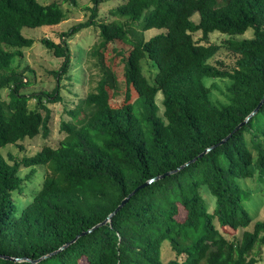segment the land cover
Returning <instances> with one entry per match:
<instances>
[{
	"label": "trees",
	"instance_id": "obj_1",
	"mask_svg": "<svg viewBox=\"0 0 264 264\" xmlns=\"http://www.w3.org/2000/svg\"><path fill=\"white\" fill-rule=\"evenodd\" d=\"M103 1L93 0L90 19L63 33L61 43L42 40L64 61L52 72L53 92L29 95L22 92L28 78L12 68L35 42L22 29L57 26L66 14L54 2L0 0V148L49 137V104L61 101L60 82L72 63L68 40L88 27L100 30L93 54L102 74L95 91L68 111L71 121L63 123L66 136L57 148L44 146L22 159L0 151V255L38 260L57 251L104 222L139 186L218 145L264 98V0H125L110 15L127 20L96 24ZM154 29L159 33L143 36ZM249 30L251 38H236ZM214 33L229 38L211 43ZM112 44L124 47L113 50L124 64L119 106L111 95L119 85L116 65L103 52ZM208 79L229 81L224 101L212 98ZM4 89L8 100L1 98ZM36 167L46 169L43 184L28 191L25 181ZM22 169L31 172L22 177ZM256 174L264 192V104L226 143L149 184L109 224L38 264H257L264 221L248 230L254 219L239 183ZM202 189L215 199L212 213ZM0 264L32 263L0 258Z\"/></svg>",
	"mask_w": 264,
	"mask_h": 264
},
{
	"label": "rangeland",
	"instance_id": "obj_2",
	"mask_svg": "<svg viewBox=\"0 0 264 264\" xmlns=\"http://www.w3.org/2000/svg\"><path fill=\"white\" fill-rule=\"evenodd\" d=\"M42 5H48L50 3H58L61 9L66 14L65 19L57 26H43L41 28H24L22 29V34L26 38L33 39L34 44L27 48L22 49L23 55L17 56L12 61V68L18 73H23L26 83H30L29 86L25 87L22 92L29 95L33 93L41 92H53L57 86V78L52 74L54 71H58L64 61L63 58L55 57L53 52L49 50L42 40H50L56 44L63 41L62 34L67 33L73 27L84 23L90 19L92 14V8L94 7L93 0H37ZM223 2L224 0H219ZM125 4V0H105L100 3L98 8V19L96 24L110 23L113 20L124 21L127 18H114L110 15V11ZM193 21L196 23L199 21V16L194 15ZM143 21V19H142ZM139 34H141V29L137 28ZM158 30H150L144 33L146 39H150L154 35L158 34ZM253 34L252 30H249L243 36H237L238 40L245 38H251ZM197 36L196 39H199ZM229 37L220 33H214L210 36V42L216 44H223ZM101 43L100 30L96 26L88 27L81 30L76 35L68 40V45L72 52V63L69 69V75L63 77L60 82V97L61 101L49 104L52 110V120L50 122L51 133L48 138H43L38 136L33 139H26L19 143L18 146H7L6 148H0L1 153L8 158L11 154L19 159L24 157H31L42 150L44 146H50L57 148L61 140L66 136V132L63 130L62 125L64 122H70L71 117L68 114L69 110L74 109L81 100H83L89 93L95 91L99 80L101 79V71L99 66V58L96 57L93 52ZM123 49L124 47L120 44H112L103 50L104 57L108 61V65H116V74L118 79V89L111 92L112 103L114 106H119L124 100L126 93V86L124 82V64L121 58H116L114 49ZM228 54H224V58ZM6 73L8 71H5ZM5 72L3 74H5ZM145 74L150 79L153 80L155 76V71L150 69V66L145 67ZM207 87L211 88L212 98L224 101V95L226 86L229 81L221 79H208L205 81ZM1 98L3 100H8L9 89H4L1 91ZM162 96L159 95L157 102L161 105ZM35 106L34 100L29 103L30 109ZM163 109L161 107L160 113ZM31 172L30 169H22L21 176L26 177ZM46 169L42 167H36L35 173L28 180L25 181L28 191H39L43 184V178ZM258 174H256L254 179L240 180V186L247 194V198L244 202L246 210L249 212L251 217L254 219L253 224L248 227V230H253V225L256 221H264V192L262 184L258 181ZM203 196L207 201L209 206V211L212 213L215 208V199L213 195L202 189ZM21 194H15L14 200L19 204H24ZM184 213L182 212L181 218H183ZM243 234V229L235 233V235L241 238ZM254 256L258 259L257 264H264V246L257 247ZM166 259L169 258L167 255Z\"/></svg>",
	"mask_w": 264,
	"mask_h": 264
},
{
	"label": "water",
	"instance_id": "obj_3",
	"mask_svg": "<svg viewBox=\"0 0 264 264\" xmlns=\"http://www.w3.org/2000/svg\"><path fill=\"white\" fill-rule=\"evenodd\" d=\"M264 104V98L263 100L261 101V103L258 105V107L246 118V120L241 123L240 125H238L234 131L228 135L224 140H222L218 145L214 146V147H211V148H208L207 150H205V152L203 154H201L199 157L193 159L192 161L184 164L183 166H181L180 168H178L177 170L175 171H172V172H169L165 175H162V176H158L154 179H151L149 181H147L146 183H144L143 185L139 186L138 188H136L131 194H129L123 201L122 203L117 207V209L102 223L96 225L95 227H93L92 229L88 230V231H85L83 232L82 234L78 235L75 239H73L71 242L63 245L60 249H58L57 251H54L53 253L49 254V255H45L43 257H41L40 259L38 260H31V259H28V258H12V257H8V256H3V255H0V258L2 259H5V260H10V261H13V262H30L32 264H38L56 254H58L59 252L67 249L68 247H70L72 244H74L76 241H78L81 237H84L90 233H92L93 231H95L96 229L102 227V226H105L107 224H109L111 221H112V218L130 201V199L136 195V193H138L140 190H142L143 188L147 187L149 184L151 183H154L160 179H163L164 177L166 176H169L175 172H178V171H181L183 170L184 168H186L187 166L191 165L192 163L196 162L198 158H201L203 157L204 155H206L207 153H209L210 151H212L213 149H215L217 146H220L224 143H226L229 139H231V137L238 131L240 130L243 126H245V124H247L259 111L260 109L262 108Z\"/></svg>",
	"mask_w": 264,
	"mask_h": 264
}]
</instances>
